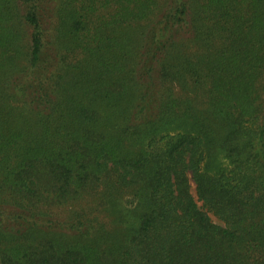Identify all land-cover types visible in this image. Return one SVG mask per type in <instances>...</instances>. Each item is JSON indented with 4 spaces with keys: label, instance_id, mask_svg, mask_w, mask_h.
Wrapping results in <instances>:
<instances>
[{
    "label": "trees",
    "instance_id": "16d2710c",
    "mask_svg": "<svg viewBox=\"0 0 264 264\" xmlns=\"http://www.w3.org/2000/svg\"><path fill=\"white\" fill-rule=\"evenodd\" d=\"M0 264H264V0H0Z\"/></svg>",
    "mask_w": 264,
    "mask_h": 264
},
{
    "label": "rangeland",
    "instance_id": "374dc122",
    "mask_svg": "<svg viewBox=\"0 0 264 264\" xmlns=\"http://www.w3.org/2000/svg\"><path fill=\"white\" fill-rule=\"evenodd\" d=\"M116 107V106H115ZM179 129H176L174 131H178ZM182 130V129H180ZM173 131V132H174ZM145 145V141L144 140H140L139 143H135L133 146L136 147L137 145ZM232 166V164L230 163V161L224 156L223 152H219L218 154H215L211 157H207L201 165V172L206 174V175H217L219 172L224 171L229 169ZM195 184L192 183V192L195 195V188H194ZM196 197V196H195ZM198 204H201V201L198 200ZM116 213H115V217L116 220H124V219H129V216L126 215V211L124 209V202L123 199H119L117 200L112 207ZM210 216L212 218L213 221L215 222H220L213 214L210 213ZM114 217V216H111Z\"/></svg>",
    "mask_w": 264,
    "mask_h": 264
}]
</instances>
